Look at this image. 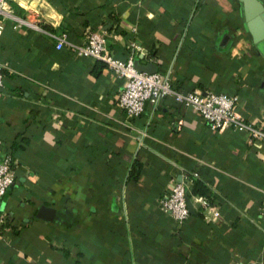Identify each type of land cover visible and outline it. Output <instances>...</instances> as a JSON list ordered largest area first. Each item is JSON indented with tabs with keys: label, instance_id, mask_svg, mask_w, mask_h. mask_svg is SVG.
Instances as JSON below:
<instances>
[{
	"label": "crops",
	"instance_id": "crops-1",
	"mask_svg": "<svg viewBox=\"0 0 264 264\" xmlns=\"http://www.w3.org/2000/svg\"><path fill=\"white\" fill-rule=\"evenodd\" d=\"M2 6L0 157L11 155L14 181L0 197V264H264V145L210 128L169 96L127 114L116 104L121 78L49 35L80 42L86 26L100 27L122 60L134 40L135 57L175 87L236 94V110L264 130V43L252 41L241 0ZM182 173L190 195L202 196L193 179L207 187L208 204L190 198L178 224L157 199ZM42 204L53 220L36 216Z\"/></svg>",
	"mask_w": 264,
	"mask_h": 264
},
{
	"label": "built area",
	"instance_id": "built-area-1",
	"mask_svg": "<svg viewBox=\"0 0 264 264\" xmlns=\"http://www.w3.org/2000/svg\"><path fill=\"white\" fill-rule=\"evenodd\" d=\"M2 4L3 0H0V13L5 15L8 12ZM34 26L37 25L34 24ZM49 35L54 39L55 48L66 46L77 56H88L100 60L121 78L116 104L127 114L137 115L143 110L147 101L156 103L161 97L169 96L174 102L194 109L210 128L220 129L225 126L243 130L247 132L251 143L257 146L264 145V130L251 121H246L236 110V94L214 91L202 92L198 89L181 90L172 84L168 71L147 72L138 70L134 66L133 60L140 50V46L134 40L129 41V53L122 60L114 57L108 50L105 32L100 27L86 26L80 42L68 39L64 30L49 32ZM3 77V65L0 62V87L3 85ZM12 163L9 153L0 157V197L14 181ZM189 183L188 175L182 173L179 179L173 181L169 189L157 199L159 210L172 217L178 224L184 223L189 216L186 197L189 200L190 198L198 200L202 205L208 204L204 196L189 194ZM258 214L264 220V206L261 207ZM205 217H207L206 214ZM2 221L3 216L0 215V222Z\"/></svg>",
	"mask_w": 264,
	"mask_h": 264
},
{
	"label": "water",
	"instance_id": "water-1",
	"mask_svg": "<svg viewBox=\"0 0 264 264\" xmlns=\"http://www.w3.org/2000/svg\"><path fill=\"white\" fill-rule=\"evenodd\" d=\"M243 5V13L245 24L248 31L251 34L252 41L255 44L264 43V6L259 0H241ZM226 35L223 36V39ZM139 55L134 58V66L138 70H144L147 72L154 71L156 69L155 63L151 61L141 62ZM187 206L189 211L191 210V205L188 197H186ZM55 214V209L52 206H46L44 204L38 207L36 216L43 218L45 220H53Z\"/></svg>",
	"mask_w": 264,
	"mask_h": 264
},
{
	"label": "trees",
	"instance_id": "trees-1",
	"mask_svg": "<svg viewBox=\"0 0 264 264\" xmlns=\"http://www.w3.org/2000/svg\"><path fill=\"white\" fill-rule=\"evenodd\" d=\"M140 168V162L133 161L129 168V174L132 177H136ZM190 191L194 194H200L205 198H208V189L207 187L198 179H193Z\"/></svg>",
	"mask_w": 264,
	"mask_h": 264
}]
</instances>
